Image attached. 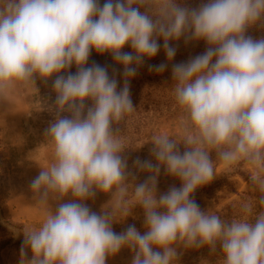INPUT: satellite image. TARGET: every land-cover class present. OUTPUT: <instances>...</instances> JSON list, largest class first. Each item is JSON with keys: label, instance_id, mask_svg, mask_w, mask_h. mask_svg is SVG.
<instances>
[{"label": "clouds", "instance_id": "9594fccd", "mask_svg": "<svg viewBox=\"0 0 264 264\" xmlns=\"http://www.w3.org/2000/svg\"><path fill=\"white\" fill-rule=\"evenodd\" d=\"M262 18L264 0H208L198 8L177 0H105L103 6L99 0H0V95L21 82L56 77V119L45 132L54 159L40 168L31 191L42 204L73 197L24 233L20 264H106L123 248L134 253L131 264H178L181 246L219 251L223 264H264V211L249 219L245 203L244 216L226 221L191 198L215 175L214 150L225 164L250 166L249 180L264 205V38L245 35ZM182 37L208 46L172 67L185 151L167 134L153 136L157 163L136 160L149 175L135 184L112 125L135 109L128 81L145 57L158 54V39L172 61L176 48L169 41ZM126 45L135 55L122 51ZM93 49L124 66L120 91L106 67H86ZM73 65L75 74L61 75ZM152 67L163 72L167 64ZM161 166L181 187L157 199ZM130 184L135 206L143 209V234L134 225L115 233L111 210L98 215L83 203L98 191L126 209Z\"/></svg>", "mask_w": 264, "mask_h": 264}, {"label": "rangeland", "instance_id": "374dc122", "mask_svg": "<svg viewBox=\"0 0 264 264\" xmlns=\"http://www.w3.org/2000/svg\"><path fill=\"white\" fill-rule=\"evenodd\" d=\"M104 3L105 0H99L100 6H103ZM177 3L184 6V0H177ZM200 3V0L196 1L191 7L196 5L198 8ZM260 28L262 32L255 33L253 39L264 38V25H260ZM163 43L164 41L160 44V50L155 57H145L143 63L138 67L135 64L132 65L137 67V73L128 81V84L135 109L131 113L125 114L121 121L112 125L113 132L123 149L122 159L127 161V171L131 173L129 181L132 182L135 177V184L143 183L149 175L147 172L138 170L134 165L136 160L157 163L152 154L154 145L151 140L153 136L167 134L181 143L186 135V129L182 125L184 114L174 94L173 65L187 63L190 59L205 53L208 47L206 42L202 44V47L194 40L186 43L182 37L179 41L170 43L176 48V55L172 61H168ZM122 51L135 55L130 45H126ZM162 63L167 64L163 72H157L152 67ZM93 64L107 68L109 78H114L117 81V91L123 88L124 66L115 62L110 53L100 54L93 49L86 67ZM76 72L77 68L73 65L61 75L75 74ZM55 78L53 76L44 81L37 77L35 84L21 82L7 94L0 95V161H2L0 164V201L3 203L4 210L9 212L13 224L5 223L2 217H0V223L13 232L14 237L8 243L9 246L20 235L39 227L49 212L55 211L58 203L73 201V197L69 194L63 201L49 200L48 203L42 204L30 188L31 182L38 176L40 168H47L54 159L53 150L49 139L45 137V132L56 119L54 108L56 93L53 90ZM85 103L87 109L91 106L92 101L89 100ZM61 116H70V114L64 112L61 113ZM178 148L181 154L185 151L182 143ZM211 158L215 168V175L211 182L228 179L233 182L230 186L231 189L224 186L220 190H214L210 195L205 192L206 190L202 186L194 192L191 198L199 200L198 205L201 211L216 214V211L228 202L238 199L239 196H244L243 193L246 190H252V187L238 174L242 171L250 176L251 169L243 161L231 165L219 161L214 150L211 152ZM173 186L181 187V181L166 174L164 167L161 166L157 183V199ZM257 194L259 201L261 193L258 190ZM126 200L128 202L126 209L119 208L116 207L111 194L97 191L94 197L83 203L98 215L102 214L104 210H111L113 218L117 220L112 224L115 233H122L130 225H134L143 234L146 231L143 209L139 205L135 206L131 184ZM259 207L260 212L264 211V205L259 204ZM180 248L183 247H178L177 250ZM2 253V260L5 264H20L21 256L13 248L10 247L7 253ZM133 256L134 253L130 249L123 248L115 256L108 257L106 264H131ZM26 259H31V256L27 255Z\"/></svg>", "mask_w": 264, "mask_h": 264}, {"label": "trees", "instance_id": "16d2710c", "mask_svg": "<svg viewBox=\"0 0 264 264\" xmlns=\"http://www.w3.org/2000/svg\"><path fill=\"white\" fill-rule=\"evenodd\" d=\"M199 0H184V6L192 8L191 5ZM201 3L199 6L203 3H207L208 0H200ZM183 6V7H184ZM193 8H196V5L193 6ZM260 25H264V18H262L260 21H258L255 25L252 27H249L246 29L245 35L251 36L252 38L256 35L262 32V29L260 28ZM256 33V34H255ZM163 38L158 39V43L162 44ZM175 41H169V43H174ZM201 47L202 44L205 43V41L200 40L196 41ZM2 161H0V164ZM239 176L252 187V190H246V192L243 193L244 196H239L238 199L231 200L226 205H224L221 209L216 211V214L221 217V219L226 221H231L232 219H238L245 215L243 205L245 203L251 205V215L249 216V219H254L255 215L260 212L259 207V201H258V194L257 190L253 187L249 180V176H247L244 172L240 171L238 172ZM233 184L232 181L228 179H220L212 181L206 185L203 186V189H205L206 193L213 194L214 190H220L224 186H228V188L231 189V185ZM197 204H199L198 199H194ZM0 217L4 218V222L7 224H13L9 212L4 210L3 203L0 201ZM14 235L13 232L10 231L7 227L3 226L0 223V264H5L2 260L3 253H7L8 250L13 248L16 250L17 254L21 256V248L23 246L24 242V235H20L10 246L8 243L13 239ZM178 252V264H223V255L219 251L215 253H210V250L207 246L200 247V248H180L177 250ZM27 255L32 256L31 250H27Z\"/></svg>", "mask_w": 264, "mask_h": 264}, {"label": "crops", "instance_id": "0c3cea01", "mask_svg": "<svg viewBox=\"0 0 264 264\" xmlns=\"http://www.w3.org/2000/svg\"><path fill=\"white\" fill-rule=\"evenodd\" d=\"M14 218H16V217H14Z\"/></svg>", "mask_w": 264, "mask_h": 264}]
</instances>
